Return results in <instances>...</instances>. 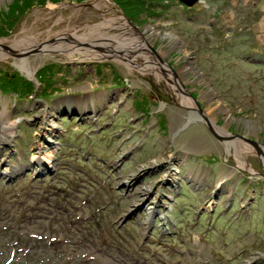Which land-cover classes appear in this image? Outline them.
I'll return each instance as SVG.
<instances>
[{
	"label": "rangeland",
	"instance_id": "374dc122",
	"mask_svg": "<svg viewBox=\"0 0 264 264\" xmlns=\"http://www.w3.org/2000/svg\"><path fill=\"white\" fill-rule=\"evenodd\" d=\"M148 1L0 0V264H264V0ZM120 16L143 53L54 45Z\"/></svg>",
	"mask_w": 264,
	"mask_h": 264
},
{
	"label": "bare ground",
	"instance_id": "6f19581e",
	"mask_svg": "<svg viewBox=\"0 0 264 264\" xmlns=\"http://www.w3.org/2000/svg\"><path fill=\"white\" fill-rule=\"evenodd\" d=\"M116 19H117L118 25L122 29V31H121L122 36L120 38H117L116 36L106 35L103 30L106 29L107 27H109L111 24H104V23L102 24L101 23V24H96V25L88 27V33H84L82 35L72 34L66 40L60 39V40L54 42V45H57L60 48L67 50L68 52H70L71 50L77 51L79 53L78 58H80V60H100V59H106V58H114L115 55H120V52L115 51L116 48L114 45L116 43H120V44H123V46H124V43L121 42L122 39L125 37L128 38V35H129V37H131V33H133L134 36L137 37V40L131 42V49H136L139 52L143 53L144 48H145L144 45L148 43V41L145 39L144 35L139 33L137 31V29H135L134 27H130L128 25V23L124 20L123 17L120 16V17H117ZM128 39H130V38H128ZM132 43H133V45H132ZM125 46L128 47L129 44L126 43ZM118 49H120L121 53L125 52V50H126L122 47H120ZM155 54L158 57V59L160 60V62H161L160 64H162V66L166 69L167 64L163 62L162 52L156 51ZM26 62L27 61L25 60V57L18 58L19 66L23 69L24 72H26L29 76H31L32 75L31 69H29L30 67L28 68V64ZM171 79H172L173 83H175V84L178 83L177 75L172 74ZM178 95H180V99L182 100V102L188 108H190L191 107L190 102L187 101L185 93H183L180 90L178 92ZM192 103L195 107L193 100H192ZM199 112L202 113L201 111H199ZM199 115L204 117V120L202 119V122L204 124H206L207 126L210 125L214 129V132L216 130L222 136L227 135L226 130L220 126H217L211 118H209L207 115L199 114L198 112H196L195 110H192L191 108L189 109V111L186 115V118L187 119H189V118L199 119L200 118ZM47 140L50 143L52 142L51 139H47ZM232 144H233L234 149L232 148L231 151H232V157L235 161V166L238 168H243V169L247 170L248 172H250V174L254 173L252 171V169L249 168L248 162L242 157V155H243L242 153H244L245 151L247 152L248 150H251L252 147L250 145H248L247 143H245L243 140H236L235 138L232 139ZM225 148H227V147L225 146ZM258 148H259L258 151L261 154L260 156L262 158H264V148L262 146H258ZM43 159H44L43 157H39L32 152L31 160L33 162H36L38 160H43ZM169 178H171V177H169ZM144 200H146V199H144ZM143 202L144 201H141L139 204L143 206Z\"/></svg>",
	"mask_w": 264,
	"mask_h": 264
},
{
	"label": "trees",
	"instance_id": "16d2710c",
	"mask_svg": "<svg viewBox=\"0 0 264 264\" xmlns=\"http://www.w3.org/2000/svg\"><path fill=\"white\" fill-rule=\"evenodd\" d=\"M119 5L124 7L129 13H131V20L138 18L139 15H147L157 17L161 13L159 10H155V5L159 6L164 11L166 6L150 2L148 0H116Z\"/></svg>",
	"mask_w": 264,
	"mask_h": 264
},
{
	"label": "water",
	"instance_id": "95a60500",
	"mask_svg": "<svg viewBox=\"0 0 264 264\" xmlns=\"http://www.w3.org/2000/svg\"><path fill=\"white\" fill-rule=\"evenodd\" d=\"M178 1H179L181 4H183L184 6H186V7H190V6H192L197 0H178ZM198 110L201 111L199 108H198ZM207 127H208L209 131H210L214 136H216V133L213 131V129L210 128L209 126H207ZM249 142L255 144V142L252 141V140H249Z\"/></svg>",
	"mask_w": 264,
	"mask_h": 264
}]
</instances>
